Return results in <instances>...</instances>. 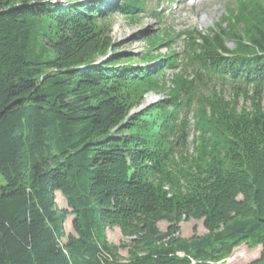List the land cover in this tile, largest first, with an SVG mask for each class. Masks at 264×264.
<instances>
[{"label": "trees", "instance_id": "1", "mask_svg": "<svg viewBox=\"0 0 264 264\" xmlns=\"http://www.w3.org/2000/svg\"><path fill=\"white\" fill-rule=\"evenodd\" d=\"M144 2L0 0V264H223L243 246L264 264V0L139 67L106 20ZM192 221L207 233L183 238Z\"/></svg>", "mask_w": 264, "mask_h": 264}, {"label": "rangeland", "instance_id": "2", "mask_svg": "<svg viewBox=\"0 0 264 264\" xmlns=\"http://www.w3.org/2000/svg\"><path fill=\"white\" fill-rule=\"evenodd\" d=\"M89 2L105 1L108 4L120 5L126 0H84ZM145 0V8L142 12H137L133 17L134 20L114 13L113 16L107 18V23L111 25V38L114 42L113 56H120L123 60L134 57L135 63L140 67H144L142 59L148 56L153 58H166L175 53H181L184 48L183 33L196 30L206 33L214 26L224 23L231 15V12H237L240 0ZM146 11V12H145ZM153 11L160 14L161 19L149 18ZM227 22V21H226ZM158 38V39H156ZM227 48L232 51L235 47L228 44ZM103 61V60H102ZM180 70V69H179ZM179 70L166 71L165 94H147L145 100L136 111L142 110L160 100L165 99L168 90L173 89V75ZM174 73V74H173ZM189 77V76H188ZM192 80L193 77L188 78ZM204 94L207 91H202ZM234 95L228 90L225 91V98L229 101ZM239 107L250 108V102H246L244 97H239ZM191 127L194 121L190 118ZM195 133L192 132L188 139V150L190 156H194L193 140ZM4 184L3 178L0 176V186ZM57 207L60 210H69L66 200L61 194L56 195ZM73 218L70 217L66 224L65 230L67 234L72 230ZM160 229L166 232L168 224H160ZM207 233L203 222L192 221L190 223L181 224V236L186 239L192 238L194 235H205ZM107 237L110 243L116 246L127 242L119 229L107 231ZM261 249L250 250L243 246L236 249L231 256L223 264H248L260 257ZM121 255L127 257V253L121 251Z\"/></svg>", "mask_w": 264, "mask_h": 264}, {"label": "bare ground", "instance_id": "3", "mask_svg": "<svg viewBox=\"0 0 264 264\" xmlns=\"http://www.w3.org/2000/svg\"><path fill=\"white\" fill-rule=\"evenodd\" d=\"M197 2V0H194V2L193 3H196Z\"/></svg>", "mask_w": 264, "mask_h": 264}]
</instances>
